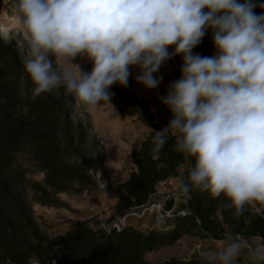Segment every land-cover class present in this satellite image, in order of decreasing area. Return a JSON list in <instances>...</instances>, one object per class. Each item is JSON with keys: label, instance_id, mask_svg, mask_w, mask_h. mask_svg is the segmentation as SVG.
I'll return each instance as SVG.
<instances>
[{"label": "clouds", "instance_id": "obj_1", "mask_svg": "<svg viewBox=\"0 0 264 264\" xmlns=\"http://www.w3.org/2000/svg\"><path fill=\"white\" fill-rule=\"evenodd\" d=\"M13 9L26 33L22 64L33 99L63 87L85 106L110 103L112 86L129 87L132 69L151 91L163 81L161 67L180 56V77L159 97L171 119L154 130L153 151L171 137L175 151L195 158L179 184L185 194L223 195L237 217L253 202L264 205V3L14 0ZM209 32L214 54L195 53ZM243 251L229 234L219 251L201 255L206 264H237ZM247 255L249 264H264V238Z\"/></svg>", "mask_w": 264, "mask_h": 264}, {"label": "trees", "instance_id": "obj_2", "mask_svg": "<svg viewBox=\"0 0 264 264\" xmlns=\"http://www.w3.org/2000/svg\"><path fill=\"white\" fill-rule=\"evenodd\" d=\"M201 44L208 46L205 38ZM22 60L16 42L0 36V264H152L145 259L147 253L183 235L216 241H226L229 234L245 242L264 238L259 203L246 206L237 217L226 209L229 201L223 195L180 190L181 178L187 179L195 158L175 151L171 137L161 151H153L154 130L163 127L133 88L134 111L150 132L133 154L134 170L114 188L117 200L111 217L106 222L78 221L63 234H44L31 203L52 206L59 194L92 188L96 173H106V154L104 144L91 134L90 122L72 113L63 87L33 99L34 86ZM25 163L43 173V180L28 178ZM171 179L178 181L185 199L178 208L174 197L163 203V213L173 218L170 226L144 231L114 223L155 204L159 186ZM166 264L206 263L173 258Z\"/></svg>", "mask_w": 264, "mask_h": 264}, {"label": "rangeland", "instance_id": "obj_3", "mask_svg": "<svg viewBox=\"0 0 264 264\" xmlns=\"http://www.w3.org/2000/svg\"><path fill=\"white\" fill-rule=\"evenodd\" d=\"M14 0H0V36L6 41L16 42L20 55L24 58L26 53V33L21 26L20 19L13 9ZM207 48L200 44L193 51L204 56L214 54L211 33L205 37ZM83 71H90L91 64L86 60L76 59ZM62 66V61H58ZM182 64L180 56L164 64L158 75L163 76V81L156 89L148 91L142 85L135 82L136 69H132L129 78V87L113 85L111 88L112 98L110 103L100 102L95 107H88L78 102L72 96H68L72 113L82 120L91 124V134L96 136L104 144L106 154V173L103 177L95 175V184L92 188L79 193L69 192L59 194L57 201L52 206H41L32 202V210L41 231L48 236L73 228L78 221L100 220L106 222L112 215L113 206L116 203L115 186L118 182L128 179L134 170L133 154L139 148L143 140L147 138L150 130L145 126L134 110V104L130 94L133 88L139 100L147 105L152 115L157 119L161 127H166L171 119V113L160 102L159 97L166 95L168 85L180 77L179 71ZM28 178L42 181L44 174L35 167L25 163ZM155 204L136 210L121 220L116 219L114 223H126L138 227L144 231L151 228L162 230L170 226L173 218L160 211L159 206L170 199L175 198L176 207L185 199L178 190V181L171 179L158 188ZM264 209V205H260ZM240 239V238H239ZM244 251L238 258L240 264H249L248 249L253 247L259 239L245 242ZM226 241L204 239L193 235H183L173 244L164 245L145 255V259L152 264H166L170 259H197L206 263L201 253L204 251L217 252ZM35 264V263H34Z\"/></svg>", "mask_w": 264, "mask_h": 264}, {"label": "built area", "instance_id": "obj_4", "mask_svg": "<svg viewBox=\"0 0 264 264\" xmlns=\"http://www.w3.org/2000/svg\"><path fill=\"white\" fill-rule=\"evenodd\" d=\"M159 208H160V211L163 212V206L160 205ZM166 214H167V216H170L169 212H167Z\"/></svg>", "mask_w": 264, "mask_h": 264}]
</instances>
